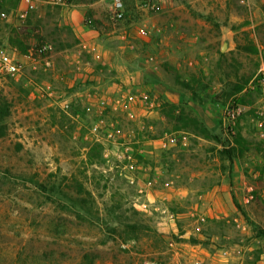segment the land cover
Instances as JSON below:
<instances>
[{
	"label": "rangeland",
	"instance_id": "obj_1",
	"mask_svg": "<svg viewBox=\"0 0 264 264\" xmlns=\"http://www.w3.org/2000/svg\"><path fill=\"white\" fill-rule=\"evenodd\" d=\"M46 1L0 6V264H264V0Z\"/></svg>",
	"mask_w": 264,
	"mask_h": 264
},
{
	"label": "crops",
	"instance_id": "obj_2",
	"mask_svg": "<svg viewBox=\"0 0 264 264\" xmlns=\"http://www.w3.org/2000/svg\"><path fill=\"white\" fill-rule=\"evenodd\" d=\"M8 0H4V3L1 2L0 6L4 8L5 10H11L14 8L13 12L16 10L24 8V3L22 0H18V2L8 4ZM31 1V8L28 11L30 14H34L36 17L41 16V8L40 5L43 4L44 2L47 3L46 0H30ZM3 3V4H2ZM84 6V5H83ZM38 9V10H37ZM85 12V8H79L78 6L76 9H72L71 12H69L67 18L68 22H65L66 24L70 25L72 28L73 32L75 33L76 37L80 39L81 42H86V43H92L96 41V34L97 32L86 29L85 27L82 26V15ZM97 15H99L98 12H96ZM171 17V15H170ZM7 24H9L10 30L12 27H15L18 23L17 18H12L10 17L5 21ZM170 26H173V23H170ZM10 33V32H9ZM10 35V34H9ZM11 38L8 39V43H11Z\"/></svg>",
	"mask_w": 264,
	"mask_h": 264
},
{
	"label": "built area",
	"instance_id": "obj_3",
	"mask_svg": "<svg viewBox=\"0 0 264 264\" xmlns=\"http://www.w3.org/2000/svg\"><path fill=\"white\" fill-rule=\"evenodd\" d=\"M1 1V0H0ZM24 3V8L16 10L14 12V16L17 18L19 22H23V20L26 18L28 11L31 8V1L30 0H22ZM64 0H55L56 3H63ZM112 18L115 21H121L124 17L123 12V2L122 0H113L112 4ZM6 15L3 13L2 17H5ZM51 50V46L49 44H42L38 47V53L39 54H46ZM19 66L15 64L10 56L7 54L4 47L0 46V71L6 72V73H13L17 71ZM263 84V94H264V78L262 80ZM235 114H237V111H233L228 114V120L233 122L235 119ZM169 143L175 144L176 138H170ZM184 145H186V142H183Z\"/></svg>",
	"mask_w": 264,
	"mask_h": 264
},
{
	"label": "trees",
	"instance_id": "obj_4",
	"mask_svg": "<svg viewBox=\"0 0 264 264\" xmlns=\"http://www.w3.org/2000/svg\"><path fill=\"white\" fill-rule=\"evenodd\" d=\"M198 135L200 136H203V137H206L208 134H207V132H206V130H204L203 132H201V133H198Z\"/></svg>",
	"mask_w": 264,
	"mask_h": 264
}]
</instances>
